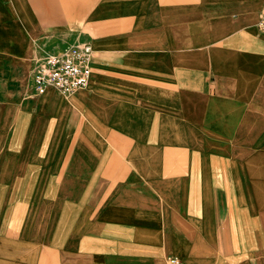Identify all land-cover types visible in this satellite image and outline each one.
<instances>
[{
	"label": "crops",
	"instance_id": "obj_1",
	"mask_svg": "<svg viewBox=\"0 0 264 264\" xmlns=\"http://www.w3.org/2000/svg\"><path fill=\"white\" fill-rule=\"evenodd\" d=\"M263 9L0 0V258L264 264ZM74 44L88 87L37 96V61Z\"/></svg>",
	"mask_w": 264,
	"mask_h": 264
},
{
	"label": "built area",
	"instance_id": "obj_2",
	"mask_svg": "<svg viewBox=\"0 0 264 264\" xmlns=\"http://www.w3.org/2000/svg\"><path fill=\"white\" fill-rule=\"evenodd\" d=\"M256 29L264 34V9L260 12ZM92 52L89 44H74L40 58L31 74L33 92L42 96L56 91L69 97L86 89L92 74ZM164 264L183 263L179 258L169 256Z\"/></svg>",
	"mask_w": 264,
	"mask_h": 264
},
{
	"label": "rangeland",
	"instance_id": "obj_3",
	"mask_svg": "<svg viewBox=\"0 0 264 264\" xmlns=\"http://www.w3.org/2000/svg\"><path fill=\"white\" fill-rule=\"evenodd\" d=\"M63 98H68V96H63L61 95ZM13 244V243H12ZM12 249V245L11 243H5L0 241V254H6V252H11ZM17 254H22L23 251L21 250V248H19V250H16ZM21 256V255H20ZM12 257V258H0V264H27V260L26 258H22V257Z\"/></svg>",
	"mask_w": 264,
	"mask_h": 264
}]
</instances>
